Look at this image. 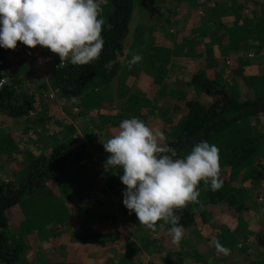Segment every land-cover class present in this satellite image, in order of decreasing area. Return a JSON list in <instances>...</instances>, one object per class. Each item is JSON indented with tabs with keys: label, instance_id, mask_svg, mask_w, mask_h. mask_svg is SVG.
<instances>
[{
	"label": "rangeland",
	"instance_id": "374dc122",
	"mask_svg": "<svg viewBox=\"0 0 264 264\" xmlns=\"http://www.w3.org/2000/svg\"><path fill=\"white\" fill-rule=\"evenodd\" d=\"M153 1L133 0L118 75L99 90L100 96L88 92L60 97L47 77L57 64L56 55L40 46L29 49L23 44L9 50L5 81L11 79L19 94L29 93L35 100L33 109L24 116L0 113V137L11 145L8 157L0 152V183L18 181L30 158L48 152L60 141L69 142L83 153L72 166L75 175L50 180L40 192L8 208L15 214L17 230L10 236L22 241L26 252L33 251L31 262L20 255L21 264H52L54 256L46 253L51 246L70 248L74 264H146L151 255L162 257L167 252L179 264H243L248 260L264 264V179L243 182V208L239 211L208 204L203 216L196 214L195 222L183 228L184 238L178 246L158 226L153 232L139 223L132 225L118 210L119 176L123 173L121 169L105 170V156L109 154L102 143L120 121L133 117L159 128L168 138L169 129L184 112L183 101L201 96L196 88L176 85L179 77L186 80L193 73L198 61L193 57L207 56V62L217 57V72L203 74L226 83L237 99L264 94V0H165V10L170 11L165 14L166 21L154 17ZM199 21L215 23L211 33L217 36V49L212 47L210 53L200 43L203 32L194 26ZM197 32L200 35L196 36ZM145 43L149 46L147 52ZM139 45H143V66L140 69L141 63L135 64L129 69L127 61ZM151 47L167 49L169 56L165 76L158 81L144 69V60L152 55ZM172 105L180 109L172 111ZM237 125L255 136L253 161L264 163V114ZM223 168L220 172L226 176ZM42 195L45 198L37 201ZM68 221L73 229L67 227ZM215 240L230 249L227 256L217 254ZM61 257L65 260L64 254ZM93 257H97L96 262Z\"/></svg>",
	"mask_w": 264,
	"mask_h": 264
},
{
	"label": "trees",
	"instance_id": "16d2710c",
	"mask_svg": "<svg viewBox=\"0 0 264 264\" xmlns=\"http://www.w3.org/2000/svg\"><path fill=\"white\" fill-rule=\"evenodd\" d=\"M153 5L154 17L164 20L167 5L156 3ZM103 9L102 18L104 50L98 61L90 65L74 66L68 61L58 65L60 59L55 56L57 64L48 71V83L60 97H78L85 93L100 96L99 90L108 86L118 75L119 57L122 55L124 39L128 32V24L132 13L133 0H99ZM193 4V2L191 3ZM170 8V6H169ZM162 16V17H161ZM166 21V20H164ZM202 24V23H201ZM141 45L138 52L141 55ZM145 43L144 52L149 51ZM9 50L0 48V79H5L4 66L7 64ZM151 56L144 60L146 73L158 81L165 76L164 71L167 49L151 47ZM140 69L143 59L137 64ZM12 80L0 84V113L9 117H21L26 115L34 107V97L29 93L19 94L12 86ZM182 86L196 88L202 96H191L183 101V114L174 126L168 131L166 143L174 148L178 156H184L191 148L201 142H213L219 149L220 170H226L227 175L222 176V187L212 191L206 189L201 183L199 204H189L176 215L180 216V225L185 228L195 222L196 214L202 215L205 207L209 205H224L227 208L239 211L243 208L242 196L244 194V181L250 183L264 179V163L253 161L257 150L255 136L246 134L237 124L250 117L264 113V94L252 99H237L234 92L226 83L218 78L205 77L201 70H195ZM96 98V97H95ZM179 106L172 105L171 110L177 111ZM70 143L60 141L53 145L46 153L30 158L26 169L18 181L6 180L0 183V262L3 264H17L22 255V244L6 234V219L4 210L10 208L22 198L35 194L50 180L58 178L68 179L75 175L72 166L83 157L82 150L71 147ZM11 150L10 141L0 137V152L8 157ZM108 159V156H105ZM71 167V168H70ZM70 168V169H69ZM116 172V171H114ZM115 180L114 176L111 177ZM111 187V185L109 186ZM119 212L125 216L131 224H138L135 213L123 206V192L125 186L120 187ZM196 209V211H193ZM162 234L166 235L165 231ZM167 236V235H166ZM163 236V237H166ZM128 259V258H126ZM155 259H158L155 261ZM146 264H179L174 260L170 252L158 257L151 255ZM243 264H258L248 260Z\"/></svg>",
	"mask_w": 264,
	"mask_h": 264
},
{
	"label": "clouds",
	"instance_id": "9594fccd",
	"mask_svg": "<svg viewBox=\"0 0 264 264\" xmlns=\"http://www.w3.org/2000/svg\"><path fill=\"white\" fill-rule=\"evenodd\" d=\"M102 12L99 0H0V48L15 50L19 42L29 49L49 50L60 64L90 65L104 50ZM141 59L138 52L132 53L128 68ZM166 140L159 128L139 118L124 119L102 143L109 154L104 168L121 169L119 179L126 189L122 203L138 223L153 232L158 226L178 246L184 230L176 212L200 203L201 183L216 191L223 182L215 144L201 141L178 156ZM213 245L217 254L230 253L218 240Z\"/></svg>",
	"mask_w": 264,
	"mask_h": 264
},
{
	"label": "crops",
	"instance_id": "0c3cea01",
	"mask_svg": "<svg viewBox=\"0 0 264 264\" xmlns=\"http://www.w3.org/2000/svg\"><path fill=\"white\" fill-rule=\"evenodd\" d=\"M196 11H198L197 9H196ZM196 17H199V16H196ZM197 19H200V17L199 18H197ZM202 23V24H201ZM210 25L211 24V26H207V25ZM215 23H213L212 24V21L210 22V23H207V22H197V23H195L194 24V26H198V28H196V30H199V31H201V32H203V35H202V37L204 38V39H202L201 41H200V43L201 42H203L204 43V45H205V48L206 49H208V53H210V50H212L211 48L213 47L215 50L217 49L216 48V44H217V36L216 35H212V33H211V30H212V25H214ZM206 30H209L208 31V33H206L207 31ZM198 35H200L198 32H197V35L196 36H198ZM206 37H208V38H206ZM202 44V43H201ZM215 53V52H214ZM213 53V54H214ZM211 54H212V52H211ZM231 58H234V56H230ZM193 58H195V59H197L198 61H197V63L194 65V68H193V70L195 71V70H201L202 72H204L205 73V75H207V74H209V75H212V74H215L216 72H217V67H218V65H217V60H218V58L216 57L215 58V56L213 57L214 58V60H212V58H211V60L212 61H210V62H207L208 61V59H207V56H195V57H193ZM233 62V61H232ZM193 71V72H194ZM214 71H215V73H214ZM179 79V81H177L176 80V85L177 84H179V85H182V82H185V78L184 77H179L178 78ZM187 80V79H186ZM264 114V113H263ZM259 115H261V114H259ZM259 115H257V116H259ZM253 117H255V116H253ZM253 117H250V118H253ZM80 164H82V163H80ZM52 181V180H51ZM47 183H50L49 181L47 182ZM47 183L45 184V186L47 185ZM96 184V183H95ZM98 184H102V183H98ZM97 184V186H100V185H98ZM44 186V187H45ZM39 192L41 191V189L40 190H38ZM37 191V192H38ZM36 192V193H37ZM43 193V192H42ZM30 196H32V195H30ZM30 196H26V197H30ZM45 195H42V196H37V201H40L42 198L41 197H44ZM45 198V197H44ZM63 202H65L64 201V199L63 198H60ZM119 201H120V198H119ZM118 201V202H119ZM65 206H67L66 204H64ZM15 214H12V213H10V211H8V208L7 209H5L4 210V216H5V219L7 218V216L8 217H10V223H7V227H6V234L8 235V236H10V235H12L13 233H15L17 230L15 229L16 228V221H15V219L13 218V216H14ZM97 221V220H96ZM102 222V221H101ZM68 223H69V225L67 226V227H70L71 228V223L68 221ZM97 223H98V221H97ZM132 225H134V224H132ZM13 226V227H12ZM45 226H47V225H45ZM85 227H86V225H85ZM71 229H73V228H71ZM20 241V240H19ZM20 243L22 244V247L24 246V250H22V255L21 256H25V259L27 258V260L28 261H32V259H34V256H33V251L32 250H30V251H27L26 252V250H25V245L22 243V241H20ZM57 243H59V242H54L53 244H57ZM114 245V244H113ZM49 248V247H48ZM46 253H50L51 255H53L54 257H51V262H53L52 264H74L73 263V257H72V255H71V253H70V248H66V249H64V247L63 246H61V247H54V246H51L49 249H47V252ZM64 254V259L65 260H62V255ZM26 255L28 256V257H26ZM97 257H93V261H97V259H96ZM87 259H89L88 257H86V260ZM89 260H91V259H89ZM0 264H1V262H0ZM17 264H21V261H19Z\"/></svg>",
	"mask_w": 264,
	"mask_h": 264
},
{
	"label": "built area",
	"instance_id": "2783aa9c",
	"mask_svg": "<svg viewBox=\"0 0 264 264\" xmlns=\"http://www.w3.org/2000/svg\"><path fill=\"white\" fill-rule=\"evenodd\" d=\"M17 44H20V43L18 42ZM0 65H2V62L1 61H0ZM58 65H62V64H60V62H59ZM4 81H5V79H0V84L4 83Z\"/></svg>",
	"mask_w": 264,
	"mask_h": 264
}]
</instances>
